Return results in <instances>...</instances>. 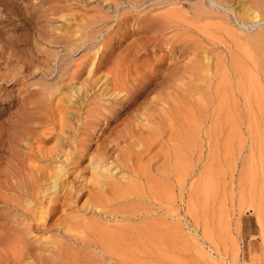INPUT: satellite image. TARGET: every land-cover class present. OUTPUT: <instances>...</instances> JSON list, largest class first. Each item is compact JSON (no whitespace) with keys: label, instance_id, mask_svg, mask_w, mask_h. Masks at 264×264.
Returning a JSON list of instances; mask_svg holds the SVG:
<instances>
[{"label":"bare ground","instance_id":"bare-ground-1","mask_svg":"<svg viewBox=\"0 0 264 264\" xmlns=\"http://www.w3.org/2000/svg\"><path fill=\"white\" fill-rule=\"evenodd\" d=\"M242 7L246 8L244 14L239 12ZM192 9L196 18H203L213 11H224V20L232 21L240 29L258 25V21L264 23V1L260 0H201ZM178 11L174 9L160 16L142 18L143 24L138 30L141 36L111 61L102 76L92 77L104 66L108 53L97 54L95 60L88 62L91 63L88 77L79 83L74 95L76 113L83 105L92 104L89 99H93L97 91L98 98L108 94V101L121 105L129 102L128 106L148 91L155 93L154 98H147L145 104L140 102L131 114L126 115L122 128L108 139V145L105 144L95 162L90 164V176L83 178L90 185L84 183L81 189L68 185L73 179L68 181L70 174L64 171V164L51 167V171L36 168L38 175H33L30 172L32 168H25L22 164L5 172L0 181V204L15 212L7 214L4 226L0 228V264H98L91 256L77 253L60 240H50V245L41 243L33 246L29 237L33 229L44 231L49 228L45 223L47 217L63 212L67 202H72L77 196H85L83 205L97 213L99 218L77 220L76 223L71 222V227L65 228L67 218L59 214L54 224L62 225L56 230L58 236L72 238L76 236L71 234L72 231L85 232L91 239L88 245L98 250L103 259L113 261L112 264H127L124 256L151 254L150 251L165 244L178 250V241H186L181 226L193 229L199 240L216 250L213 247L215 241L212 242L214 230L208 228L206 215L210 211L213 192L224 187L227 174L229 178L232 175L231 167L227 166L223 171L220 163L225 164L226 158L246 138L249 155L243 157L242 170H238H241L240 176H237L236 193L241 198L237 200L238 208L240 200L245 198V190L251 187L252 160L258 154L264 137V63L260 62L258 67L251 63L252 69L246 71L240 62L243 58L239 56L246 55L245 46L240 48L232 42L228 32L220 26L214 25L213 29L192 26ZM178 27L184 31L199 29L200 39L167 36L168 32ZM216 31L220 32L217 37ZM166 40H169L173 53L168 62L157 61L143 67L142 63L138 64L139 57L148 48H155ZM249 41L248 48L258 47L254 38ZM216 44L225 48L221 57L210 55L209 50ZM86 67L68 71L60 65L58 77L67 76L71 82L78 79ZM195 82L202 84L199 86ZM72 102L74 100L70 104ZM113 107L103 106L109 112L105 115L103 112L98 114L99 106H95L89 109L88 115L77 119L72 112L61 111L63 115L55 120L54 125L57 123L61 128L83 134V130H89L99 120L98 115L106 118ZM140 107L142 110H139ZM83 143L79 140L72 157L57 148L46 151L43 156L46 160L55 158L71 162L73 158L82 156ZM202 148H205L206 154L202 153ZM115 151L119 153L113 157ZM109 160L120 172L108 173L110 169L102 167ZM199 160H204L206 164L197 178L191 180ZM65 184L68 187L64 188ZM49 193L52 195L45 201ZM122 202L130 203L116 206ZM262 204L257 202L253 205L258 216L263 212ZM37 208L42 210L39 216L34 211ZM222 208L219 204L217 232H223L225 209L222 211ZM101 219L119 223L108 225L101 223ZM135 220L139 222L133 224ZM192 248V264H219L218 261H211V255L207 256L209 254H205L195 242Z\"/></svg>","mask_w":264,"mask_h":264},{"label":"rangeland","instance_id":"rangeland-1","mask_svg":"<svg viewBox=\"0 0 264 264\" xmlns=\"http://www.w3.org/2000/svg\"><path fill=\"white\" fill-rule=\"evenodd\" d=\"M200 2L201 0H0V181L5 172L10 168H15L17 164H22L26 166L25 168H32L30 172L33 175H38L37 170L40 168L43 171H51V167L64 164V171L67 170L66 172L70 174L68 181L73 179L69 184H66L78 189L82 188L85 183L83 178L90 176V164L95 162V158L105 148V144L108 145V139L122 128L126 115L131 114L140 102L145 104L147 98H154L155 93L148 91V94L136 97L134 104L128 106L129 102L121 105L117 104L118 102L108 101V94L98 98L99 91H97L95 92L96 96L89 99V103L92 102V104L90 106L83 105L82 109L76 113L77 110L73 107L76 100V98L74 99L76 88L88 77L87 72L91 65L88 62L95 60L97 54L106 52L109 56L101 70L92 77L102 76L111 61L119 54H123L130 44L132 45L134 40L141 36L138 30L143 24L142 18L160 16L174 9L179 10V15L184 16L192 26L209 29H213L214 25L220 26L228 32V37L232 42L239 45L240 48L245 46L246 55H239L242 56L240 58H243V61L239 59L246 71L251 70L252 65L258 67L260 62L264 63V23L258 21L260 22L256 23L258 25L254 24L252 27L246 26L245 29H240L232 21L230 23L227 21V23L224 20L226 13L221 10L205 14L203 18H196L193 15L192 6ZM245 11L244 7L239 10L243 14L246 13ZM179 28L172 29L167 33V36H190L193 39L195 37V39H200L199 29L193 28L191 31H184ZM214 33L217 37L220 32ZM252 38L256 40L259 48L257 46L247 47ZM236 50L238 49L236 48ZM209 52L211 56L218 54L217 56L221 57L224 55L225 48L222 44H216ZM235 54L237 55V53ZM172 55L169 40H166L162 44L156 45L155 48H148L139 57L138 64L142 63L143 67L157 61L168 62ZM160 58L162 61L159 60ZM60 65L65 66L68 71H74L86 65L87 67L78 79L69 82L67 76L58 77ZM195 83L199 86L202 84V82ZM73 100V104H70ZM110 105H114L111 114L106 118L98 115L99 120L95 121L89 130H83L85 131L83 134L80 131V133H73V130L66 127L61 128L57 123L54 125L55 120L63 115L61 111L72 112L74 119H77L88 115L89 109L91 110L95 106H99L98 114L103 112L106 115L109 112L103 109V106L111 107ZM139 110L142 108L140 107ZM206 127L207 125H205ZM245 139H243L241 147L235 148L233 154L226 158V166L222 162L220 163V168L223 171L227 166H230L232 175L229 178L227 174L224 187L215 190L216 193L213 192V200L209 206L210 211L206 215L208 228L212 227V231L214 230L212 242L215 241L213 247L216 250L208 247L206 242L199 240L200 237L195 234L193 229L181 226L183 227L181 233L186 241H178L180 244L178 250H173L171 245L165 244L153 250L154 252L150 251L151 254L133 253L124 256L126 261L128 260L127 264H192L190 260L194 256L192 248L194 242L205 254H209L207 256L211 255V258L209 257L211 261H218L219 264H264V207L261 212L263 215L260 213L258 216L255 206H253L257 205V202L263 203L264 206V137L260 142L258 154L252 160L254 165L251 187L249 190H245L244 197L247 198H243L244 201L240 200L238 209L237 202L241 198L236 193L239 181L237 176H240L242 170L241 160L249 155L248 141L246 142ZM79 140H82L84 142L82 145H85L80 158H73L71 162H63L62 159L57 161L55 158L46 160L47 158L43 156L46 151L57 148L65 153H70L72 157ZM26 142L29 147L26 146ZM205 152V148H202V153L206 154ZM118 153L115 151L113 157ZM111 162L112 160L107 161L102 167L109 168L108 173L120 172V169L115 167V163ZM205 164L204 160L198 161L191 180L197 178ZM239 169L241 170L238 171ZM230 180L232 181L229 182ZM66 184L64 188L68 187ZM85 185L90 184L85 183ZM218 194L219 196H217ZM51 195L49 193L45 201ZM21 198L26 199L24 196ZM84 199L85 196L80 198L77 196L72 202H67L69 207L66 205L63 212H59L53 217H47L45 223H48L49 228L44 231L39 228L33 229L29 235L30 240L33 241L31 243L33 246L41 243L50 245V240H60L63 244L76 250L77 253L91 256L98 264H112L113 261L109 262L103 259L104 257L98 250L95 251L88 245L87 242H90L91 239L85 232H71L79 238L75 235L72 238L66 235L62 239L57 234L56 230L62 227V225H54L59 214L67 218L65 228L71 227V222L99 218L97 213L83 205ZM250 202H252L251 205L254 204L249 206ZM128 203L122 202L116 206ZM219 204L223 207L222 211L225 209L223 211L225 220L223 232H217ZM7 207L5 204L4 206L0 204V228L4 226L7 214L15 212ZM34 211L39 216L42 210L37 208ZM166 221L172 220L167 218ZM138 222L139 220H135L132 223L137 224ZM101 223L115 225L119 222L101 219ZM121 223H125V221ZM72 240L74 241L72 242Z\"/></svg>","mask_w":264,"mask_h":264}]
</instances>
